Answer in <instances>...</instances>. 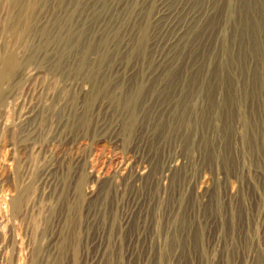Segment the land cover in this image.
Returning a JSON list of instances; mask_svg holds the SVG:
<instances>
[{
    "label": "rangeland",
    "instance_id": "374dc122",
    "mask_svg": "<svg viewBox=\"0 0 264 264\" xmlns=\"http://www.w3.org/2000/svg\"><path fill=\"white\" fill-rule=\"evenodd\" d=\"M5 12L0 264H264V0Z\"/></svg>",
    "mask_w": 264,
    "mask_h": 264
},
{
    "label": "bare ground",
    "instance_id": "6f19581e",
    "mask_svg": "<svg viewBox=\"0 0 264 264\" xmlns=\"http://www.w3.org/2000/svg\"><path fill=\"white\" fill-rule=\"evenodd\" d=\"M37 5V0H0V14H2V11H5L6 14L3 17L4 18V24L7 27L6 30L16 38V42L21 40L23 29H22V18H23V9H26L29 11V16L25 19H28L29 23L31 22V19H33V12ZM90 51V48H87L84 57L81 61V68L88 64L87 56ZM18 52L15 50V48L7 53H5L3 56H0V81L5 79L8 75L9 70L15 68L18 65ZM91 67V65H89ZM90 72V71H89ZM93 72V69H92ZM13 73V72H12ZM11 75V74H10ZM95 75V74H94ZM142 89L138 90L136 92L135 96H133L130 100L128 112L133 118L135 115V106L136 101L139 95L141 94ZM103 166V165H102ZM101 171V170H100ZM106 171V170H105ZM104 173V170H103Z\"/></svg>",
    "mask_w": 264,
    "mask_h": 264
}]
</instances>
